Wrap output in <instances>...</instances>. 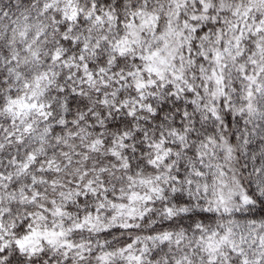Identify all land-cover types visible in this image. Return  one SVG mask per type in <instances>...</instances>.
<instances>
[{
    "label": "snow or ice",
    "instance_id": "obj_1",
    "mask_svg": "<svg viewBox=\"0 0 264 264\" xmlns=\"http://www.w3.org/2000/svg\"><path fill=\"white\" fill-rule=\"evenodd\" d=\"M0 264H264V0H0Z\"/></svg>",
    "mask_w": 264,
    "mask_h": 264
}]
</instances>
